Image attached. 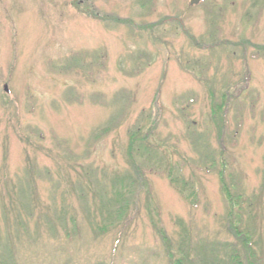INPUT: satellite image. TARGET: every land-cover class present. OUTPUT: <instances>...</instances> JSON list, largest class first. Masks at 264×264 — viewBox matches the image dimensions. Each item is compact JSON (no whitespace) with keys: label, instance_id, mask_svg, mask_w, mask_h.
<instances>
[{"label":"rangeland","instance_id":"rangeland-1","mask_svg":"<svg viewBox=\"0 0 264 264\" xmlns=\"http://www.w3.org/2000/svg\"><path fill=\"white\" fill-rule=\"evenodd\" d=\"M239 217L264 249V0H0V264H170Z\"/></svg>","mask_w":264,"mask_h":264},{"label":"trees","instance_id":"trees-1","mask_svg":"<svg viewBox=\"0 0 264 264\" xmlns=\"http://www.w3.org/2000/svg\"><path fill=\"white\" fill-rule=\"evenodd\" d=\"M110 127H106L102 130L103 133L108 131ZM136 138V137H135ZM132 142V141H131ZM134 145L131 143L129 147V156L133 157L136 151V144L138 141H133ZM143 143V142H142ZM138 146V145H137ZM139 149V148H138ZM139 153L141 150L138 151ZM221 180L223 181V185L226 184V181L223 180L224 173L221 172L219 175ZM171 180L173 177H169ZM128 180H122L121 177L116 176L112 178L111 183L112 186L110 191H106V200L105 207L110 215H114L117 213L120 214L122 211L121 203L122 201H126L124 194L118 192V188L116 187L118 184H125ZM133 184L134 181L129 179ZM173 181V180H172ZM174 183V181H173ZM179 192L185 197L191 199L193 195L188 196L185 191H182L180 188L176 187ZM110 196V197H109ZM245 203V202H244ZM244 203H237L241 207ZM24 206V205H23ZM122 206V207H121ZM239 209V207H238ZM25 210V206H24ZM116 210H118L116 212ZM240 214L243 212V209L240 208ZM243 220L239 217V220L235 222L232 226V230L235 233L237 238V242L229 243V245L217 244L216 246L209 247L206 244L200 247L195 246L194 248L185 247L184 249H180L179 251H173L172 247H167V256L170 260V264H263L264 263V249H260L259 245L256 243L257 232L255 230H247L243 229ZM242 226V227H241ZM248 228V227H247ZM242 246V247H241ZM189 247V248H188ZM257 248H259L260 252H257ZM246 253V254H245ZM178 254L177 256H175ZM247 255V256H246ZM247 261H246V260Z\"/></svg>","mask_w":264,"mask_h":264},{"label":"water","instance_id":"water-1","mask_svg":"<svg viewBox=\"0 0 264 264\" xmlns=\"http://www.w3.org/2000/svg\"><path fill=\"white\" fill-rule=\"evenodd\" d=\"M202 0H191V5H198L199 3H201ZM7 90V89H6Z\"/></svg>","mask_w":264,"mask_h":264}]
</instances>
